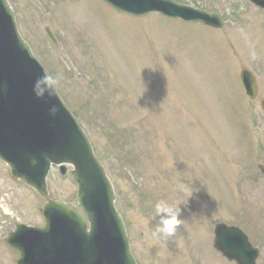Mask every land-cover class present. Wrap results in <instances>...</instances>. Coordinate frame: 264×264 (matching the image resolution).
<instances>
[{"label": "rangeland", "instance_id": "1", "mask_svg": "<svg viewBox=\"0 0 264 264\" xmlns=\"http://www.w3.org/2000/svg\"><path fill=\"white\" fill-rule=\"evenodd\" d=\"M85 1L90 6L89 15L92 18V29L96 38L94 47L74 41L76 35H91L89 32L80 33L78 25H64L62 19H65V14L69 13L70 9L65 7L69 3L60 5L59 0H13L19 10L18 20L19 25H22L21 31L25 37L32 39L34 50L43 61L46 62V54L40 46L47 41L43 33V26L46 24L57 32L63 28L67 34L72 35L69 36L68 45L78 46L69 48L64 47L63 44L62 48L49 51L53 52L55 61L63 56V52L70 55L73 50L75 51V57L71 62L62 65L61 62L56 61L57 68L51 70L53 77L58 78V85L62 86L60 84H63L68 72L75 71L80 74L76 76V80L88 82L87 80L95 79L92 73L99 74L95 68L107 67V72L114 73L113 69L116 72L114 74L119 77L117 80L120 84L136 92L157 91L161 96L169 99L173 105L185 104L195 109L193 112L196 113L197 118L202 117L207 122L205 123L206 138L201 132L193 133L191 136L201 150L203 146L208 149L207 160L211 163L209 177L213 181L226 180L225 175L229 170L231 171L230 181L241 179V176H246L244 178L246 180L247 171L254 173L252 166L244 168L241 165V158H245L252 152L257 140L253 123H250L251 113L240 108V95L244 96L239 91L236 76L233 74L234 61L230 56V46L235 49V53L244 57V63L260 75L254 61L258 60V54H262L259 50L264 48V35L254 31L237 34L231 30L229 37L221 38L217 31L201 24L178 22L157 15L135 20L114 14L98 0ZM197 1L199 0L194 2L197 3ZM28 4L35 7L38 17L34 18L30 15ZM83 12L80 11V13ZM51 16L59 21H52ZM87 19L88 17L85 16L80 25L83 26ZM55 35L60 41L63 40V32ZM253 48L258 50L257 55L244 52L251 51ZM86 50L100 59L92 61L89 57L90 53ZM99 79L104 80L100 77ZM129 81L134 83H128ZM72 84L75 89L77 84L75 82ZM262 87L264 89V81ZM72 90L68 87L67 90L63 89L66 93ZM82 93L89 96V92ZM175 93L179 96L175 97ZM69 102H73L72 107L79 110L80 114L82 113L81 107L75 103L77 100H69ZM111 113L117 116L114 114L115 109L111 110ZM260 118L258 122H264L263 114ZM130 119V121L123 120L127 131L132 133L134 128L139 132L141 129L138 120L133 116ZM81 122L90 133L91 141H95L101 151L102 139L96 129L99 125L91 126L87 120ZM261 128L258 129L263 132L264 138V123ZM163 141L168 143L169 139ZM137 144L139 150L143 151L149 141L140 138ZM154 147L156 148L154 151H148L145 155L136 154V158L129 159L128 167L122 168L123 174L117 170L114 161L112 165L111 162L103 159L115 185L117 207L125 220L127 218L131 247L136 253L138 264H228L210 250V238L213 235H210L208 225L201 224L202 228L191 224L185 228L187 235H190L193 241L181 236L170 242L163 238L152 237L154 226L151 225V216L154 215V209L145 203L142 195L147 196L148 201L155 204L163 200L162 190H170L173 193L169 199L181 204L192 194L190 182L194 178L185 173L186 170L189 173L194 172L190 169L189 161L188 167L180 169L179 160H177L174 167L177 170H174L169 165L171 162V156L167 153L169 147L162 145L161 148L157 144ZM183 147V152L187 153L188 157L180 160H192L196 148L188 141L183 143ZM176 148L177 146L173 145L174 150L170 148L169 150L176 152L178 151ZM159 150L160 152L157 153ZM250 160L251 158L248 162ZM4 173L6 174V167L0 165V183L6 177ZM47 183L49 195L53 198L74 202L75 186L67 178L52 171L48 175ZM246 185L245 190L242 186L234 184L232 193L235 196L233 199H228L224 197L222 190L216 189V186L210 182L206 200L220 209L214 211L217 218L241 225L246 223V218L257 222L252 226L255 235L252 239L254 243H258L264 241V232L259 233L264 229V225L258 222V218L262 220L260 222H264V187H261L256 194L254 191L251 192L253 188L250 184ZM8 187H10L9 191ZM190 198L196 199V196L192 195ZM229 202L231 203L227 205ZM205 203L208 204L207 201ZM38 205H41V200L23 186L16 183L12 186L10 182L0 185V239L12 225L6 220L4 213H10L9 220L12 221L41 224L42 218L38 212ZM195 220L202 223L199 219ZM195 220L192 221L195 222ZM0 250L4 254L0 256V264H13L15 254L8 251L2 244H0ZM260 252L258 264H264V243L261 245Z\"/></svg>", "mask_w": 264, "mask_h": 264}, {"label": "water", "instance_id": "2", "mask_svg": "<svg viewBox=\"0 0 264 264\" xmlns=\"http://www.w3.org/2000/svg\"><path fill=\"white\" fill-rule=\"evenodd\" d=\"M115 9L135 15L159 12L206 22L201 15L164 0H104ZM208 22V21H207ZM42 70L18 38L12 14L0 0V158L12 175L46 197L44 178L50 164L70 162L78 185L79 206L90 223L73 208L48 201L42 208L45 225H17L6 239L19 258L16 264H135L128 251L113 194L102 168L58 97L33 93ZM55 105V114L50 112ZM214 246L239 264H254L256 251L236 228L219 225Z\"/></svg>", "mask_w": 264, "mask_h": 264}, {"label": "clouds", "instance_id": "3", "mask_svg": "<svg viewBox=\"0 0 264 264\" xmlns=\"http://www.w3.org/2000/svg\"><path fill=\"white\" fill-rule=\"evenodd\" d=\"M58 78L48 74L39 76L33 85V93L37 98L43 99L45 96L57 97ZM57 108L53 105L50 109L55 114ZM182 189V186H181ZM181 207L175 200H160L154 205V216L159 217L156 228L151 233L155 239H167L174 237L177 229L181 225Z\"/></svg>", "mask_w": 264, "mask_h": 264}, {"label": "flooded vegetation", "instance_id": "4", "mask_svg": "<svg viewBox=\"0 0 264 264\" xmlns=\"http://www.w3.org/2000/svg\"><path fill=\"white\" fill-rule=\"evenodd\" d=\"M260 11H262L261 13H262V16H263V18L260 21H262V20H264V10H258L256 12H260Z\"/></svg>", "mask_w": 264, "mask_h": 264}]
</instances>
